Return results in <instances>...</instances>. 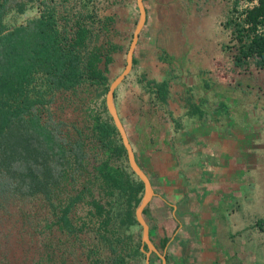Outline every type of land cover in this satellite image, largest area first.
I'll return each mask as SVG.
<instances>
[{"label": "trees", "instance_id": "trees-1", "mask_svg": "<svg viewBox=\"0 0 264 264\" xmlns=\"http://www.w3.org/2000/svg\"><path fill=\"white\" fill-rule=\"evenodd\" d=\"M54 1L0 0V207L14 197L43 194L52 215L47 228L78 238L88 220L78 222L73 213L79 205L90 204L112 264H141L136 260L144 254L140 239L135 244L132 235L112 239L113 230L139 224L136 209L145 185L130 163L113 164L128 162V153L106 105L112 50L93 44L101 30H107V22L97 21L85 9L59 14ZM35 7L39 14L24 22H6L10 13L25 15ZM225 25L236 40L234 64L246 68L254 61L263 68L264 0H233ZM140 81L155 102L166 104L167 78L143 75ZM58 92H71L88 104L90 135L77 128L75 136H64L62 122L43 118ZM188 102L203 115L199 105ZM101 191L114 199L104 202ZM257 224L264 230V218Z\"/></svg>", "mask_w": 264, "mask_h": 264}, {"label": "rangeland", "instance_id": "rangeland-1", "mask_svg": "<svg viewBox=\"0 0 264 264\" xmlns=\"http://www.w3.org/2000/svg\"><path fill=\"white\" fill-rule=\"evenodd\" d=\"M54 3L59 14L66 15L68 11L72 13L85 9L94 14L97 21L107 22V30H101L99 39L93 40V44L112 50L113 62L108 73L112 84L127 66L128 52L141 18L138 0H55ZM143 3L146 8V23L139 34L133 68L117 87L115 103L135 154L144 167L150 164L146 158L150 151L145 147L149 143L145 138L160 124L165 125V129H169L167 134L173 133L175 119L180 118L176 116L185 111L183 105L189 99L198 103L208 101L211 114L215 115L222 110L221 117L226 121L231 115L240 120L249 115L256 117L258 121L262 120V124L258 122V126H261L260 130L262 129L264 135V67L259 68L254 61H251L250 66L246 68H239L234 64L236 40L232 38V30L225 25L233 0H143ZM244 3L242 2L241 8L244 7ZM37 14L39 9L36 7L25 15L10 13L6 22L10 25L20 24ZM107 18L113 20L107 21ZM148 56H153V59L150 58L151 62H147ZM157 64L158 68L154 67ZM143 74H146L147 79L161 80L163 77L168 79L171 106L177 114L164 104L155 102L151 93L140 81ZM86 105L88 104L71 92H58L54 101L45 110L43 118L52 116L56 121L62 122L59 128L62 129L64 136L66 132L75 136L77 128L89 133L91 116L85 109ZM192 105L189 104L191 108H188L191 110L190 114L195 113ZM199 108L202 109L201 106ZM261 144L264 146V141ZM262 148L264 157V147ZM115 163L118 165L123 163L126 166L129 159L128 162L119 160L113 164ZM154 169L158 170L155 167ZM231 169L241 173L238 166H233ZM157 170L153 172L152 167H147L153 179L154 189L156 188L166 197V191L163 189L164 179ZM228 184L222 193L221 190L219 191L222 196H226L228 191L231 196L238 192L239 188L233 187V183L228 182ZM101 194L105 197L104 202L114 199L103 195L102 191ZM95 195L98 196L99 191H96ZM165 197L154 198L145 208L146 211L144 210L145 220L151 224L152 229L155 228L151 235L158 244L154 232H164V226L170 223L168 215L172 214L174 208V205L166 201L171 200V197L167 199ZM232 200L235 202V199ZM2 204L0 264H101V262L112 264L109 246L104 245L105 241L96 229L98 224L95 220L98 215L92 205H79L73 213L78 222L88 220V226L78 234L77 238L61 232L56 227L47 228L52 215L43 194L26 196L24 199L14 197L9 201H3ZM229 207L231 210L229 212L242 216H245L242 211L250 214L246 220V229H243L242 234L238 236L242 242L243 239L248 241L245 247L247 262L255 259L256 256L261 257L260 253L255 252L254 247L259 246L258 236L260 237L261 234L264 236V230L260 229L256 218L248 219L254 216L251 214L258 211L244 210V206L238 203ZM214 208L216 211L225 210L224 206L219 205H215ZM224 213L227 215V212ZM220 216L224 217L222 214ZM226 219L227 217L223 220ZM233 224L236 227L237 222ZM110 225L115 229L118 228L114 220ZM169 227L170 224L167 226L168 230ZM189 230L192 232L191 229ZM113 231L114 241L118 238H127L129 235L133 237L132 244L140 239V252L144 254H138L137 259L133 256L128 258L131 262L136 259L141 264H147L148 249L147 244H143V226L140 222L128 229L120 228L117 232ZM241 241L239 243L242 246ZM161 249L163 251V248ZM121 251L124 252L122 247ZM96 258H99V261H95ZM149 261L150 264H162L163 258L154 254L150 256Z\"/></svg>", "mask_w": 264, "mask_h": 264}, {"label": "crops", "instance_id": "crops-1", "mask_svg": "<svg viewBox=\"0 0 264 264\" xmlns=\"http://www.w3.org/2000/svg\"><path fill=\"white\" fill-rule=\"evenodd\" d=\"M151 57L153 59V56H148L147 62H151ZM154 67L158 68V64ZM167 101L164 106L174 112L170 97ZM194 103L202 107V116L197 112L190 114L188 108L191 107L185 101V111L176 116L180 118L175 119L173 133L167 134L169 129L160 124L145 138L149 143L145 146L146 150L148 148L150 151L146 158L152 164L148 163V166L152 167L153 172L157 170L154 167L158 168L157 172L164 179L163 189L166 191L165 197L155 188V195L150 202L157 197H171V200L166 201L174 205L172 214L168 215L169 230V224H166L164 232H154L159 244L151 235L155 228L150 226L149 235L157 250H150L147 246V251H151L150 256L163 254L162 264H264L262 234L258 236L259 246L254 247L261 257L256 256L249 262L245 258L248 241L238 239L247 227L246 220L250 214L242 211L245 215L242 216L229 212V206L238 203L244 206V210L258 211L248 219L259 220L264 217V146L261 144L264 135L261 126H258L262 120L258 121V118L250 115L240 120L231 115L226 121L221 117L222 110L215 115L211 114L208 101ZM136 157L148 173V166L144 167ZM233 166H238L241 173L231 169ZM149 177L153 181L150 174ZM228 182L239 188L234 196L229 191L226 196L221 195ZM215 205L224 206L225 210L216 211ZM220 214L224 217L221 218ZM232 222H237L236 227Z\"/></svg>", "mask_w": 264, "mask_h": 264}, {"label": "water", "instance_id": "water-1", "mask_svg": "<svg viewBox=\"0 0 264 264\" xmlns=\"http://www.w3.org/2000/svg\"><path fill=\"white\" fill-rule=\"evenodd\" d=\"M138 3L140 6V10H141V18H140L139 23H138L137 28H136L133 43H132L131 48L128 52L127 66H126V69L124 70V72L122 74H120L112 82V84H110V89L107 93V98H106V105H107L109 113L113 117V120H114V123H115L117 129L120 132L124 146L127 149L130 166L133 169V171L139 176V178L144 182V185H145L144 196H143L140 204L138 205V207L136 209V217H137V220L143 226V236H142L143 243H146L147 246L149 247V249L152 250L151 244L152 245H154V244H153L152 239L150 238V235H149L150 225H149V223H147V221L144 218V210L155 195L154 187H153L152 181L149 177V174L138 163L134 148L132 146V143L130 141L128 133L125 129V126H124V124H123V122H122V120L118 114L116 103H115V91H116L117 87L122 83V81L131 72V70L133 68L134 52H135V48L137 46V42L139 39V34H140L142 28L144 27V25L146 23V8L144 6L143 0H138ZM142 18H143V20H142ZM154 250H157V249L154 248ZM150 253H151V251H146L148 258L150 256ZM161 257L164 259L163 255H161ZM147 264H149L148 259H147Z\"/></svg>", "mask_w": 264, "mask_h": 264}, {"label": "bare ground", "instance_id": "bare-ground-1", "mask_svg": "<svg viewBox=\"0 0 264 264\" xmlns=\"http://www.w3.org/2000/svg\"><path fill=\"white\" fill-rule=\"evenodd\" d=\"M142 20H143V18H142ZM141 24H142V23H141ZM153 244H154V243H153ZM152 248H156V247H155L154 245L151 244V249H152ZM153 250H154V249H153Z\"/></svg>", "mask_w": 264, "mask_h": 264}, {"label": "clouds", "instance_id": "clouds-1", "mask_svg": "<svg viewBox=\"0 0 264 264\" xmlns=\"http://www.w3.org/2000/svg\"><path fill=\"white\" fill-rule=\"evenodd\" d=\"M122 120V119H121ZM126 128V127H125ZM127 131V130H126Z\"/></svg>", "mask_w": 264, "mask_h": 264}]
</instances>
